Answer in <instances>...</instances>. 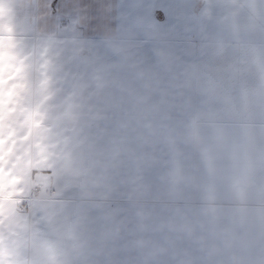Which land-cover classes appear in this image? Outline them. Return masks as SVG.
Masks as SVG:
<instances>
[{
	"label": "crops",
	"instance_id": "crops-1",
	"mask_svg": "<svg viewBox=\"0 0 264 264\" xmlns=\"http://www.w3.org/2000/svg\"><path fill=\"white\" fill-rule=\"evenodd\" d=\"M65 2L0 26V264H264V0Z\"/></svg>",
	"mask_w": 264,
	"mask_h": 264
},
{
	"label": "rangeland",
	"instance_id": "rangeland-1",
	"mask_svg": "<svg viewBox=\"0 0 264 264\" xmlns=\"http://www.w3.org/2000/svg\"><path fill=\"white\" fill-rule=\"evenodd\" d=\"M12 2H13V0H0V17L1 18L5 17L7 19V17H10V15H12V13L10 12L11 6L13 5ZM23 12H25V15H28V16L31 17V15L33 16L34 8L31 9L29 6L28 7L25 6L23 8ZM6 19L3 18L1 21H4ZM1 24H5V21L4 22H0V26H1ZM30 40H31V38H29V39L28 38L27 39L25 38L24 42L26 44H29V45L32 44L33 45V43H34L33 40H31V41ZM11 73L12 72L7 71V74H11ZM8 91H9V88H7V89L6 88L5 89H0V94L5 95L4 92H8ZM90 137L91 136H88V138H90ZM78 138L81 140V137H77V139ZM139 138H140V140H139ZM97 140H98V143H100V144H102V143H106V144L107 143H129V142H134V143L147 142V144H158L160 142L159 137H156V136L127 137V136H118V135L115 136V135H112V136H109L107 138L98 137ZM95 141H96V139H94V137H92L91 140H88V143L89 144H94ZM49 143L51 144V141ZM91 149H94V148H91ZM88 153H90V152L88 151ZM87 163L90 164V161L87 160L84 164H87ZM33 187H36V186H33ZM37 187L40 188V187H43V185H39ZM44 187H46V186H44ZM54 198H56V197H54ZM54 198H51V199H54ZM29 209H30V204H29Z\"/></svg>",
	"mask_w": 264,
	"mask_h": 264
},
{
	"label": "snow or ice",
	"instance_id": "snow-or-ice-1",
	"mask_svg": "<svg viewBox=\"0 0 264 264\" xmlns=\"http://www.w3.org/2000/svg\"><path fill=\"white\" fill-rule=\"evenodd\" d=\"M70 5L65 2V0H49V3L47 4V8L49 10V15L57 16L62 11H68L70 9ZM14 69V65H3L0 63V82H3L5 80H11L13 78V75H15V72H13V75L5 76V72L9 71L12 72ZM18 71V70H16ZM17 87V84L13 83L10 85V88ZM2 191V189H0Z\"/></svg>",
	"mask_w": 264,
	"mask_h": 264
},
{
	"label": "built area",
	"instance_id": "built-area-1",
	"mask_svg": "<svg viewBox=\"0 0 264 264\" xmlns=\"http://www.w3.org/2000/svg\"><path fill=\"white\" fill-rule=\"evenodd\" d=\"M57 196V191L49 187H32L28 196L18 205V209L23 212L29 210V204L34 199H51Z\"/></svg>",
	"mask_w": 264,
	"mask_h": 264
}]
</instances>
